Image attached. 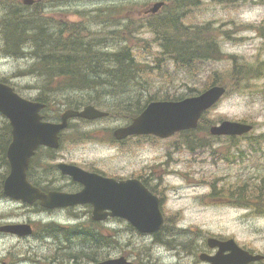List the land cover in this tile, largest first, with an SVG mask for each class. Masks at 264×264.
I'll return each instance as SVG.
<instances>
[{"label":"rangeland","instance_id":"374dc122","mask_svg":"<svg viewBox=\"0 0 264 264\" xmlns=\"http://www.w3.org/2000/svg\"><path fill=\"white\" fill-rule=\"evenodd\" d=\"M160 1L163 0H69L64 4L67 8H58L61 15L58 18L90 23L91 34L97 30V34L113 33L116 38L120 25L129 22L128 17L139 16L138 21L145 23L148 14L143 13ZM104 7L112 8V15L98 20L99 9ZM85 13L89 15L81 18ZM188 18L196 23L213 22L218 33L217 41L225 53L234 54L257 69L263 66L261 69L264 70V0H232V3L199 0L189 11ZM142 31L150 40L143 38L140 44L132 47L139 59L146 58L151 67H147L150 69L148 75L141 77L144 86L131 82L124 88L140 103H145L150 98L148 95L155 93H159L155 95L159 97L179 94L192 96L189 95L190 88L202 90L216 75L229 84L228 78L233 66H230L228 60H224V56L221 59L200 62L193 68L178 67L170 58L161 55L158 44L153 40L154 33L148 31L147 27L142 28ZM225 31H229V34H224ZM121 34L125 36V33ZM123 40L121 37L112 43L119 44ZM31 62L30 58L5 56L0 50V78L7 77L21 95L33 99L41 91V83L27 72L19 74ZM251 77L246 87L229 88L218 104L205 114V119L211 125L219 124L223 119L244 120L254 125V130L248 136L237 138L233 145L225 140L221 144L212 140V150L197 146L190 149L181 132L166 139L135 136L115 144L111 140V131L122 126V120L111 117L86 123L73 120L64 134L62 147L56 153L57 159L39 162L42 159L37 157L34 164L39 166L38 170L52 171L50 167L58 161L75 163L116 178L141 177L147 180L148 175H151V180L153 175H157L156 181L148 182L153 185L159 181L167 186L160 193L165 198L166 226L173 231L165 232L162 236L181 238L165 246L156 243L150 236L136 233L129 228V224L100 222L96 227L101 228L106 235L104 245L113 242L112 234L117 236L116 249L108 253L104 247V251H101L108 258L125 255L136 264H144L145 257L150 255V260L155 264H206L201 261L200 255L204 252H216L207 244L209 237L234 238L242 248L252 253L264 254V216L253 214L249 209L224 205L222 202L217 204V201L207 197L214 181L221 186L228 180L233 182L241 179L239 182H242L254 181L256 177L264 179V140L255 147L250 144L253 137L264 134V71L261 73L256 70V75ZM103 89L104 87L99 86L91 93L104 95ZM105 97L111 99V96ZM54 106L53 104L50 110L55 111L57 106ZM0 114V136L5 139L7 130L4 118L8 119L1 112ZM199 135L203 133L200 132ZM238 149L243 153L239 156V152L236 157L234 152ZM44 154L42 151L40 156L43 157ZM232 156L235 158L226 160ZM224 157L226 159H221ZM6 168L2 162L1 186L2 179L7 176ZM59 173L58 171L55 176H47V180L55 181L53 188L66 191L80 188ZM33 177V181L45 185L39 181L37 175ZM10 210L0 209V214ZM88 211L86 207V227H91L93 224L88 223L91 219ZM110 226H115L116 229L113 230ZM86 264L90 262L86 261Z\"/></svg>","mask_w":264,"mask_h":264},{"label":"trees","instance_id":"16d2710c","mask_svg":"<svg viewBox=\"0 0 264 264\" xmlns=\"http://www.w3.org/2000/svg\"><path fill=\"white\" fill-rule=\"evenodd\" d=\"M68 1L35 0L32 6H26L22 0H0L1 53L13 58H30L32 60L31 64L19 74L27 72L29 75H33L38 83H41V91L33 99L46 104V107L42 110L46 120H59L64 108L79 109L82 106L93 104L108 111L109 114L103 118L104 120L110 117L111 119H120L123 121V125H126L141 113L150 101L177 100L186 97V94L159 97L155 96L159 93H155L149 94L150 98L142 104L134 95L129 94L124 89L131 82H137L138 85L144 86L141 77L148 75L150 69L147 67H151V63H148L146 58L139 59L132 47V45L140 44L143 38L150 40L144 36L142 31L144 27L154 33L153 40L158 44L161 55L170 58L178 67L193 68L200 62L221 59L223 56L224 60H228L230 66H233L231 68L233 71L230 72L228 78L229 84L224 83L223 78L216 75L209 85L202 90L190 88L189 95L198 94L215 84L227 86V91L229 88L240 89L248 85L251 76L256 75V70L261 73L264 71L261 69L263 66L257 69L251 63L241 61L238 56L225 53L220 42L217 41L218 33L213 22L196 23L188 18L189 11L193 9L195 3L199 0H167L160 11L163 13H143L148 14L145 23L138 21L139 16L136 18L128 17L129 22L126 21L124 25H120L119 35L116 38L113 33L108 35L97 34V30L91 34L90 23L58 18L61 16L58 8L61 6L67 8L64 4ZM215 1L232 3V0ZM99 10L98 20L103 19L104 16L111 17L112 15L110 14L112 8L104 7ZM73 14L72 12L71 15ZM88 15L89 13L82 14L81 18ZM121 32L125 33V36H122ZM228 32L225 31L224 34H229ZM121 37L124 40L119 44L112 43ZM0 80L11 84L7 77L0 78ZM99 86L104 87V95L102 93H91ZM15 90L17 91L16 88ZM53 104L58 107V110L55 106V111L50 110ZM206 113L207 111L202 115L196 129L181 131L188 148L193 149L197 146L199 148H211L212 150L214 146L212 140H217L218 144L223 143V140H225L233 145L236 143L237 138L246 137L247 134L243 136L212 135L210 133L211 124L205 119ZM73 120L82 123L88 122L81 118L72 119L69 127ZM4 121L8 132L5 131V139L0 144V152L2 153V162L7 166L5 172L7 175L9 162L6 150L11 142V126L5 118ZM200 132L203 135H199ZM64 134L65 132L61 134L60 148L65 139ZM111 140L115 144L123 142H118L113 133ZM263 140L264 134H261L256 138L253 137L250 144L255 147ZM42 151L45 153L42 155L43 157L40 156ZM57 151L40 147L32 157L28 178L35 185L40 183L33 181V175H37L39 181L45 184L44 188H53V185H55V181L47 180V176L50 174L55 176L58 173L59 170L56 164L54 163L50 167L52 171H49L48 169L38 170L39 166H36L34 162L37 157L42 159L39 162L44 160L47 162L49 159L56 160ZM242 153L239 149L234 152L236 157L241 156ZM233 158L235 156L221 159L231 161ZM60 176L63 175L60 174ZM240 180L233 182L228 180L221 186L216 181L212 182L207 197L212 201H217V204L222 202L224 205L249 209L253 214L264 216V179L260 180L256 177L254 181L244 180L239 182ZM71 182L74 185H79L76 182ZM92 223L93 226L86 227V235L96 234V236H100L101 251H104L105 247L109 253L111 243L108 242L104 245V236L106 235H104L101 228L96 227L100 225L99 223L94 221ZM129 228L134 230L131 225H129ZM172 231L173 229L164 226L155 234L156 236H153L152 240L165 246L171 245L181 236L162 235L165 232ZM87 240L89 239L87 238ZM86 255V260H97L94 255ZM101 255H103L102 260L107 257L104 252H101ZM145 259L144 264H155L150 260V255H147ZM255 264H264V259Z\"/></svg>","mask_w":264,"mask_h":264},{"label":"water","instance_id":"95a60500","mask_svg":"<svg viewBox=\"0 0 264 264\" xmlns=\"http://www.w3.org/2000/svg\"><path fill=\"white\" fill-rule=\"evenodd\" d=\"M35 0H23L31 5ZM164 2H156L151 7L157 12ZM223 85H212L199 94L178 100H157L149 102L144 110L125 126L114 130L117 139L131 135H155L167 138L173 134L198 127L204 112L213 107L226 93ZM45 103L20 95L13 86L0 81V112L12 126V140L7 147L10 171L4 181L5 195L32 204L40 200L46 208L68 207L78 204L92 205V219L104 221L109 217H121L143 234H152L164 225L160 208V198L154 195L136 178L116 179L96 171L67 162H59L58 169L82 185L76 192L51 190L42 191L33 185L27 176L30 160L40 146L57 149L61 132L72 118L89 120L107 116L108 113L92 104L83 108L66 109L59 121H48L41 111ZM253 125L246 122L225 119L210 126L212 135L239 136L250 132ZM3 230L29 235L32 228L28 223L2 227ZM207 244L215 253H202L200 259L206 264H250L264 258L261 253H252L242 248L234 238L209 237ZM99 264H135L125 256L111 257Z\"/></svg>","mask_w":264,"mask_h":264},{"label":"flooded vegetation","instance_id":"af4514ba","mask_svg":"<svg viewBox=\"0 0 264 264\" xmlns=\"http://www.w3.org/2000/svg\"><path fill=\"white\" fill-rule=\"evenodd\" d=\"M3 139L0 136V143L3 142ZM0 165L2 166L1 152ZM148 177L147 180L141 177L136 178L161 199V210L166 220L165 198L160 192H163V189L167 186L159 183V181L153 185L148 182L156 181L157 175H153L151 180V175H148ZM3 182L2 179V186L0 184V209L7 208L11 210L0 214V264H86V261L90 264H99V261H101L100 236H96V234L87 236L85 232L87 224L86 207L89 209V206L75 205L46 208L38 200L28 205L6 196L3 191ZM38 186L45 192L56 190L55 188H44V185L41 184ZM88 221V223L93 224L91 219ZM108 221L121 222L124 225L129 224V222L119 217H111L101 223ZM21 223L30 224L32 233L23 236L2 229L7 225ZM110 228L116 229L115 226H110ZM116 237L112 234L111 252L116 249ZM86 254L96 256L97 260H86Z\"/></svg>","mask_w":264,"mask_h":264}]
</instances>
